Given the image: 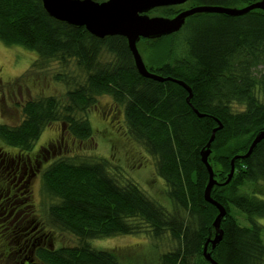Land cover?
Listing matches in <instances>:
<instances>
[{
	"label": "trees",
	"instance_id": "1",
	"mask_svg": "<svg viewBox=\"0 0 264 264\" xmlns=\"http://www.w3.org/2000/svg\"><path fill=\"white\" fill-rule=\"evenodd\" d=\"M259 1L190 0L185 8L242 9ZM176 10L159 13L172 17ZM192 18L178 32L139 49L149 73L167 79L159 82L137 73L123 37L98 39L83 27L56 21L41 0H0V41L37 54L25 76L56 66L54 80L65 87L61 98L26 100L21 122L0 124V141L29 152L52 124H59L66 139L91 141L89 112L97 110L98 97H109L123 114L118 129L124 143L155 161L173 207L152 200L114 159L68 150L44 165L40 187L54 201L48 209L53 225L76 244L38 248V264H124L119 252L92 242L127 235L154 242L167 237L171 249L158 264H210L203 248L215 236L219 211L203 197L208 174L200 153L221 125L208 160L221 184L231 159L244 155L264 131V11ZM211 198L226 212L221 241L213 250L207 245L211 259L264 264V226L258 223L264 218V139L247 159L235 160L230 182L214 186ZM8 240L14 253L25 243Z\"/></svg>",
	"mask_w": 264,
	"mask_h": 264
},
{
	"label": "rangeland",
	"instance_id": "2",
	"mask_svg": "<svg viewBox=\"0 0 264 264\" xmlns=\"http://www.w3.org/2000/svg\"><path fill=\"white\" fill-rule=\"evenodd\" d=\"M141 47L142 45L138 44L137 48L142 50ZM36 58L37 54L35 51L21 46H6L0 41V86L3 87H0V90L3 92L10 90L12 95V101L7 100L4 106L6 108L3 111L4 114L0 115V124L15 125L21 122L23 116L20 107L24 105L26 100L48 96L61 98L65 93L63 84L54 80V76L58 72L56 66L39 74L32 73L29 76H25V73ZM15 98L22 100L20 103L15 104ZM96 105L97 110L91 109L88 116L93 129V139L91 141L79 143L72 141L70 137H67L68 140H60L61 128L59 124H52L42 133L39 144L41 146L47 144L45 147L51 152L48 154L47 161L50 162L53 157V160L61 158L68 150L72 155L74 153H82L84 155L96 153L99 156L114 159L126 169L127 174L143 190H146L152 200L161 203V205L166 204L168 208L173 209L168 200H166L164 183L154 171L155 161L150 157H145L136 149L124 143L126 141L121 135L122 131L118 129L123 115L122 112L120 113L116 110L114 102L109 97H98ZM15 107L17 112L14 113ZM209 142L210 139L207 140V143ZM39 144H35V146L40 147ZM210 147L209 150L211 152ZM37 159L39 160V157ZM37 185L39 189L37 190L35 186L27 204L28 208L30 207L28 209L29 215L34 219L35 224L37 222L40 223L39 227L44 230L48 239H51V248L75 245L76 240L72 235L60 231L54 226L56 223L48 215V209L54 204V201L43 193L39 182ZM258 223L264 226V218L258 219ZM9 234L10 232L6 230V226L2 225L0 221V264H19V254L14 253V244L6 238V235ZM92 244L96 248L112 249L119 252L124 264H158L160 256L171 249V243L167 237L154 242L142 235L115 236L108 239L95 240ZM33 264L38 263L34 260Z\"/></svg>",
	"mask_w": 264,
	"mask_h": 264
},
{
	"label": "water",
	"instance_id": "3",
	"mask_svg": "<svg viewBox=\"0 0 264 264\" xmlns=\"http://www.w3.org/2000/svg\"><path fill=\"white\" fill-rule=\"evenodd\" d=\"M188 0H106L104 2H96L94 0H41L46 13L59 22L66 23L75 28H85L92 36L98 39L106 37L120 36L127 42L128 50L132 56L134 67L137 73L146 79L154 81H165L154 74L149 73L145 67L143 58L141 57L137 44L140 38L157 39L162 36L170 35L178 32L184 26L187 17L197 13H219L231 17L242 16L251 10L259 9L264 11V0L243 9L222 8V7H195L187 11H183L172 19L153 17L149 18L146 13L158 7L176 6L184 4ZM190 93V90H188ZM190 96L187 98L189 101ZM221 127V125L219 126ZM218 127V128H219ZM214 129L210 136V142L201 150L200 160L204 165L208 182L203 191L204 200L217 208L219 214L213 222L215 236L213 239H207L203 248V257L210 264L214 262L210 254L207 253V245H211L213 250L222 239V232L219 230V224L225 215V209L215 202L210 193L214 186H224L228 184L233 176L234 162L239 159H247L256 145L264 139V131L259 132L247 152L244 155L235 156L230 162V171L226 181L219 184L214 180L213 171L209 164V156L211 154L209 147L214 139Z\"/></svg>",
	"mask_w": 264,
	"mask_h": 264
},
{
	"label": "flooded vegetation",
	"instance_id": "4",
	"mask_svg": "<svg viewBox=\"0 0 264 264\" xmlns=\"http://www.w3.org/2000/svg\"><path fill=\"white\" fill-rule=\"evenodd\" d=\"M94 1L104 2L106 0ZM175 8L180 9V7ZM159 11H150L146 15L148 17L160 16ZM138 44L141 45V38ZM142 58L146 65L145 58ZM7 100L12 101L10 90L6 92L0 90V115L6 109L4 106ZM21 100L15 98V104L20 103ZM15 112H17L16 107L14 109ZM39 140L35 144H39ZM60 140H68L65 138L63 131H61ZM0 142V221L2 225L6 226V230L10 232L9 235H6L7 239H14L17 242H20L21 239L25 241L23 247L18 250L19 264H33L36 250L40 247H50L52 241L48 239L44 230L39 227L40 223L37 222L35 224L34 219L28 213L30 207L26 208V205L30 201L35 186L37 190L39 189L37 184L38 182L40 183V174L44 165L47 166L54 157L50 162L47 161L48 154L51 153L45 147L47 144L45 146L39 144L40 147H36L34 144L29 152H23L19 148L8 146L2 141ZM42 150H47L44 158L41 156ZM38 157L39 160L37 159Z\"/></svg>",
	"mask_w": 264,
	"mask_h": 264
},
{
	"label": "bare ground",
	"instance_id": "5",
	"mask_svg": "<svg viewBox=\"0 0 264 264\" xmlns=\"http://www.w3.org/2000/svg\"><path fill=\"white\" fill-rule=\"evenodd\" d=\"M190 2V0H188L187 2H185L184 4H180V5H176V6H166V7H158V8H154V9H152V10H150V11H152V12H155V11H157V10H161V9H167L168 8V10L167 11H169L170 9H172V8H175V7H180V9L178 10H176V14L174 15V16H172V17H167V16H162L160 13H159V15L160 16H153V17H159V18H168V19H172V18H174L176 15H178L179 13H181V12H183V11H187V10H190V9H192V8H195V7H203V6H192V7H186L185 8V6H186V4H188ZM215 7H218V6H215ZM214 7V8H215ZM248 7V6H247ZM204 8H212V7H204ZM222 8H226V7H222ZM244 8H246V7H244ZM234 9V8H233ZM236 9H238V8H236ZM243 9V8H242ZM259 10V9H258ZM149 11V12H150ZM251 11H253V10H251ZM249 13V12H248ZM247 13V14H248ZM197 14H219V13H197ZM197 14H194V15H197ZM221 15H225V14H221ZM162 16V17H161ZM226 16H228V15H226ZM242 16H244V15H242ZM153 17H149V18H153ZM193 17V15L192 16H189V17H187L186 18V20H185V23H184V25L187 23V22H189L191 19H193L192 18ZM229 17H231V16H229ZM237 17H240V16H237ZM174 34V33H173ZM170 35H172V34H170ZM170 35H166V36H162V37H160V38H157V39H162V38H164V37H167V36H170ZM146 40V42L147 41H154V40H157V39H147V38H141V45L142 46H144V45H146V42H145V40ZM139 53H140V51H139ZM140 55H141V53H140ZM142 56V55H141ZM218 128V127H217Z\"/></svg>",
	"mask_w": 264,
	"mask_h": 264
}]
</instances>
